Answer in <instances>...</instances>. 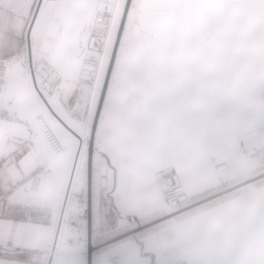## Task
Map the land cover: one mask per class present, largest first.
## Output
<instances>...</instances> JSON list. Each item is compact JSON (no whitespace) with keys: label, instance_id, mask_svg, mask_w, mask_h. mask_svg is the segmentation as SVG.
<instances>
[{"label":"snow or ice","instance_id":"1","mask_svg":"<svg viewBox=\"0 0 264 264\" xmlns=\"http://www.w3.org/2000/svg\"><path fill=\"white\" fill-rule=\"evenodd\" d=\"M0 264H264V0H0Z\"/></svg>","mask_w":264,"mask_h":264},{"label":"rangeland","instance_id":"2","mask_svg":"<svg viewBox=\"0 0 264 264\" xmlns=\"http://www.w3.org/2000/svg\"><path fill=\"white\" fill-rule=\"evenodd\" d=\"M220 14H225L223 12H221ZM236 35V34H234ZM212 60L211 56H204L201 58L202 63H210ZM243 123L248 127V128H252L253 127V120H252V116H251V111H247L245 114V118ZM220 154H223L222 152ZM200 162H201V157L199 155V153H193L189 159V167L192 169L193 173L195 174V172L197 171V169L200 166ZM145 191L147 190V185H145ZM255 196H256V192L255 190L253 191H249L246 193L241 194L240 196V200L244 201L249 209V212L254 210V205H255ZM235 205V201H228L226 203H223L221 205H219L217 207V209H215L213 211V213L215 214H226L229 211L232 210V208ZM231 209V210H229Z\"/></svg>","mask_w":264,"mask_h":264},{"label":"crops","instance_id":"3","mask_svg":"<svg viewBox=\"0 0 264 264\" xmlns=\"http://www.w3.org/2000/svg\"><path fill=\"white\" fill-rule=\"evenodd\" d=\"M104 150H108V149L105 148ZM145 188H146V187H145V185H144L142 190L145 191ZM225 203H226V202H225ZM229 210H231V209H229ZM213 211H214V210H213Z\"/></svg>","mask_w":264,"mask_h":264}]
</instances>
